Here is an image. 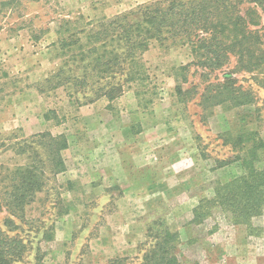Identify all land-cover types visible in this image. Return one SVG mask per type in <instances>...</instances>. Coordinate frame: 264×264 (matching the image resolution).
Returning a JSON list of instances; mask_svg holds the SVG:
<instances>
[{
  "label": "rangeland",
  "instance_id": "obj_1",
  "mask_svg": "<svg viewBox=\"0 0 264 264\" xmlns=\"http://www.w3.org/2000/svg\"><path fill=\"white\" fill-rule=\"evenodd\" d=\"M151 1L0 0V164L25 163L16 143L36 133L83 143L78 164L62 151L68 171L52 175L46 166V184L26 206L23 264H34L35 254L41 264H138L163 220L178 231L173 252L182 264H264V216L260 234L227 223L217 208L203 223H190L199 199L213 195L212 182L243 171L241 159L250 155L235 144L240 130H255L264 142V89L250 74L232 73L253 91L252 105L200 104L208 80H223L234 58L206 79L193 64L179 69L192 61L187 47L153 41L142 55L143 81L123 82L116 74L93 86L54 85L61 67L82 76V67L71 62L93 26ZM249 7L240 5L242 13ZM255 9L264 39L263 14ZM62 39L79 42L62 47ZM111 86V98L101 95ZM93 152L96 173L88 167ZM256 153L255 166L264 169V145Z\"/></svg>",
  "mask_w": 264,
  "mask_h": 264
},
{
  "label": "trees",
  "instance_id": "obj_2",
  "mask_svg": "<svg viewBox=\"0 0 264 264\" xmlns=\"http://www.w3.org/2000/svg\"><path fill=\"white\" fill-rule=\"evenodd\" d=\"M243 3L251 4L245 13L240 9ZM255 7L262 12L264 20V0H154L140 5L136 11L93 26L85 34L86 43L78 46L77 62L75 59L71 62L82 67V76H73L67 73L72 69L61 67L53 75L58 77L54 85L69 82L70 85L93 86L102 80L114 79L116 74L123 75V82L143 81L147 77L142 55L155 41L162 46L187 47L192 61L179 69L186 72L193 64L203 70L206 79L234 58L235 66L223 80H208L200 104L207 107L229 102L237 109L252 105L255 102L253 91L237 84L232 73L246 72L264 89V39L260 31L263 25H259ZM132 16L137 19L133 20ZM61 42H64L62 47H69L79 39L70 42L62 39ZM113 89L111 86L101 95L111 98ZM240 121L246 123L245 117L241 116ZM46 137L50 139L48 144L44 141ZM235 144L249 149L250 156L241 159L243 171L224 182H212L213 195L199 199L192 209L190 223L192 226L203 223L217 208L227 223L243 224L248 233L260 234L263 225L258 221L264 216V169L257 168L255 162L256 149L264 142L257 131L243 128ZM67 146L64 135L36 133L16 143L15 152L26 155L25 163L13 167L0 164V214H3L0 217V264H23L29 250V240L23 236V225L27 224L26 206L43 190L48 178L47 165L52 175L65 170L62 151ZM40 147L45 149L44 153ZM159 225L153 244L138 264H182L173 252L178 231L172 230L164 220ZM216 226L214 224L212 229ZM36 250L38 253L39 248ZM34 264H41L36 254Z\"/></svg>",
  "mask_w": 264,
  "mask_h": 264
},
{
  "label": "crops",
  "instance_id": "obj_3",
  "mask_svg": "<svg viewBox=\"0 0 264 264\" xmlns=\"http://www.w3.org/2000/svg\"><path fill=\"white\" fill-rule=\"evenodd\" d=\"M42 77H47V73L46 74H44V75H40L39 76V78H30L32 81H36V80H38V79H40V78H42ZM105 112L106 113H108V111H107V109H105V111H103L102 112V114H105ZM92 121H94V119H91ZM109 121V120H108ZM95 123H98V124H100V121L98 120V119H96L95 120ZM87 141L89 142V143H93V138H89V139H87ZM67 144H68V146H67V148H65L63 151L64 152H69L68 154L75 160V162L78 164L79 163V159L78 158H81L82 156H81V153H83V151H82V145H83V143H78V141L76 142V140L72 137V136H67ZM74 145V146H73ZM93 148V147H92ZM93 150H95L94 148H93ZM72 154H75L76 155V157H74ZM97 155H95L94 156V152L93 153H91V155L89 156V159L90 160H92V162H90L89 164H88V167L90 168L89 169V172H95L96 173V171H95V169H94V167H93V165L95 164V162L93 161L94 159H95V157H96ZM110 157L109 156H107L106 157V159H109ZM78 159V160H77ZM64 163H65V170L63 171V172H66V170L68 171V169H69V166H68V164H67V162H66V159L64 158ZM118 163H120V162H118ZM110 166V165H109ZM83 171H85L83 168H81L80 170L79 169H76V171H75V173L76 172H80V173H83ZM107 171L108 172H106L105 174L106 175H111V170H110V168H108L107 169ZM107 179L108 180H110V176H108L107 177Z\"/></svg>",
  "mask_w": 264,
  "mask_h": 264
}]
</instances>
